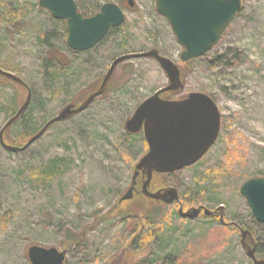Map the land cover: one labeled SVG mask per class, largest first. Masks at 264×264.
Listing matches in <instances>:
<instances>
[{"label":"rangeland","instance_id":"374dc122","mask_svg":"<svg viewBox=\"0 0 264 264\" xmlns=\"http://www.w3.org/2000/svg\"><path fill=\"white\" fill-rule=\"evenodd\" d=\"M38 1L0 0V69L10 66L30 91L25 117L8 129L13 142L34 136L78 93L101 84L119 56L155 50L183 66L182 48L156 13L155 0H75L82 16L87 8L106 3L118 5L125 15L123 25L86 52L64 46V24L39 8ZM241 1L240 13L217 45L183 68V89L172 97L209 96L221 117L218 139L196 164L155 177L153 183L175 189L185 211L224 206L225 221L237 228L203 216L180 219L179 205L171 204L138 231L132 220L123 221L112 211L146 153L141 137L128 134L125 123L168 83L156 61L134 59L116 67L103 96L81 114L51 125L26 150L12 153L0 146V264H30L31 246L65 250L63 264H108L113 257L130 264H253L241 246L243 233L250 246L247 234L252 232L257 259L264 261V224L254 220L239 194L247 180L264 178V0ZM11 13L16 21L11 18L9 24ZM42 34L45 42L39 40ZM47 46L61 50L56 54L62 65L53 68V80L43 63ZM25 97L22 86L0 80V130ZM55 158L69 166L47 182L35 181L34 171ZM139 203L136 196L123 210L130 212ZM151 224L159 231L145 242L134 240L149 237ZM79 234L83 243L69 246L68 239Z\"/></svg>","mask_w":264,"mask_h":264},{"label":"water","instance_id":"95a60500","mask_svg":"<svg viewBox=\"0 0 264 264\" xmlns=\"http://www.w3.org/2000/svg\"><path fill=\"white\" fill-rule=\"evenodd\" d=\"M128 4L133 6L131 1ZM37 5L48 11L54 19L66 22V45L73 52L92 49L110 30L119 28L125 21L123 10L113 3L103 4L91 17H83L78 13L75 0H39ZM241 9V0H155L156 13L168 22L177 44L182 48L179 59L183 64L203 57L215 47ZM141 58L156 61L168 83L138 105L125 123L128 134L142 132L147 152L135 165L132 183L122 199L131 197L135 179L141 173L143 180L140 192L143 197L164 205L178 203V193L173 188L149 191L152 176L173 174L201 160L217 141L220 114L214 101L202 93H190L186 98L174 101L161 98L162 94L181 90L183 85L178 67L155 50L126 54L114 59L94 93L87 96L77 108L74 105L66 106L55 118L45 123L22 148L6 145L3 142V133L26 111L30 102V91L18 77L0 69V77L26 89L23 104L0 130V146L12 153L26 150L51 125L81 114L102 96L118 65ZM239 194L248 204L254 220L264 224V178L247 180L241 185ZM219 210H223V207ZM199 212L200 208H192L186 212L181 207L178 209V214L189 220L195 219ZM204 214L210 215V212L204 210ZM241 246L253 264H264L263 260L255 259L254 247L244 243V233ZM27 258L30 264H63L66 251L31 246L27 249Z\"/></svg>","mask_w":264,"mask_h":264},{"label":"trees","instance_id":"16d2710c","mask_svg":"<svg viewBox=\"0 0 264 264\" xmlns=\"http://www.w3.org/2000/svg\"><path fill=\"white\" fill-rule=\"evenodd\" d=\"M100 7L101 6L98 5L96 7L87 8L86 9V14L83 17L94 16L99 11ZM96 10H97V12H95ZM11 18H15V21H16V17L14 15V13H11L10 22L9 21H6V22L10 24L11 23ZM61 22L64 24L65 32L67 33L66 23L64 21H61ZM113 31H116V29L110 30L109 33L106 36H110ZM39 40L45 42L46 41V36L42 34V36L39 37ZM64 46L66 47V41H65ZM47 48H48L47 55L43 58V63L45 65L47 75L50 76L51 80H53V78L55 76V72H54L53 68H55V67L57 68V65H59V66L62 65L61 59L59 58L58 54H56V51L60 53L61 50L58 51L55 48H52V46H50V47L47 46ZM189 64H190V62L184 63V64H182L183 65L182 68L178 67V69L180 71L181 78H182V75H183V68L185 66L189 65ZM1 68H2V70H5L7 72L15 71L14 69H12L8 65H3V66H1ZM0 80L5 81V82H7V83H9V84H11L13 86L14 85L19 86L18 84H15V83H13V82H11V81L3 78V77H0ZM110 83H111V80H110V82H109L104 94L107 92V89L109 88ZM99 86H100V82H97L96 84H93V85L89 86V88H86L85 90H83L81 93H78L73 98V100L70 103V105H74L77 108L78 106H80V104H82V102L87 98V96H89L90 94L94 93L99 88ZM181 90H178V91L173 92V93H165V94L162 95V98L163 99H167V100H177V99H174L172 97L174 95H177L179 92H181ZM22 91L26 95V89L24 87H22ZM15 113H16V111L13 110V115ZM24 117H25V112L21 114V116L18 118L17 121H19L20 119H23ZM17 121H15V122H17ZM8 129H6L4 131V133H3V142L6 145H8V146L22 148L33 137V136L31 137L30 135L25 134V136L22 135V136L19 137L18 142H13L8 136ZM38 132H35L34 136ZM137 135H139L141 137V140L144 143L145 150H147V146H146V144H145V142L143 140L142 134L138 133ZM68 166H69L68 162H66V160H64V159H60V158L51 159L44 166H41V167L37 168L34 171L32 177H34L35 181H38V182L45 181V182H47V181H49V180H51L53 178H56L60 174H62L63 171ZM158 176H160V174H154L153 175L154 179L152 180V183H150V188H149L150 192H156V191H158L160 189V187H158V188L153 187V183H154L155 177H158ZM142 180H143L142 179V174L139 173L138 176L135 179L134 192L131 195V197L129 199L120 198V200L116 202V204L114 205V208L112 209V211H115L116 215H118L121 218V220H123V221L132 220V222L135 223L138 231H141L142 227H145V226H147V224H150L151 220H153L155 217H157L160 214V210L168 208V206H166V205H164V204H162L160 202H154L153 200H149V199H147V198L142 196V194L139 191V186H140V183H142ZM136 196H138L141 199V203H139V206H137L135 209H131L130 212L127 211V210H123V204L125 202L128 203V202L133 201L136 198ZM149 201L151 202V207L148 204H147L148 207L144 206V204H146ZM182 211H185L183 209V207H182ZM176 214H177V216L180 219H184L178 214V210H177ZM150 227H151L150 228V234L148 235L149 237L146 236V237H143V238L137 240L138 236H135L134 240L145 242L146 240H148V238L150 239L153 236L151 234H155L160 229L159 225L154 226V225L151 224ZM153 227H156V228L153 229ZM252 233H251V235H252ZM81 237H82V234H79L75 238L68 239L69 246L70 245H81L83 243V240L81 239ZM252 238H253V236H252ZM253 239H255V233H254V238ZM68 241H67V243H68ZM130 243H132V242H129V246H126V250L127 251L130 248V245H131ZM255 243H256V241H255ZM66 245L68 246V244H66ZM65 247L66 246L64 245L63 248H65ZM123 250H125V247H124ZM256 255L257 256L259 255L258 250H257V254ZM113 258H111V259H113ZM111 259L109 260L108 264L111 263L110 261H112V264H130V260L129 259L125 260L124 263L122 262L123 260H121V258H115L113 260H111Z\"/></svg>","mask_w":264,"mask_h":264},{"label":"flooded vegetation","instance_id":"af4514ba","mask_svg":"<svg viewBox=\"0 0 264 264\" xmlns=\"http://www.w3.org/2000/svg\"><path fill=\"white\" fill-rule=\"evenodd\" d=\"M220 122H221V117H220ZM162 189H164V188H160L159 190H162ZM176 204L179 205V208L180 207L182 208V206L179 203H176ZM220 207H223V210H219L218 208H220ZM195 208H200V212H199V214L197 215L196 218H198L200 216H203V217L211 218V219H214V220L218 221L224 227L234 226V227L237 228V226L235 224L229 223V222H226L225 221V217H224V206H222V205L218 206L215 210H208L210 212V215H205L204 214V210H207V208H205L203 206H198V207H195ZM190 209H188V210H190ZM220 216H221L222 220H220ZM247 239H249V243H250L249 245L251 246V248L254 247V249H255V258H256V260H258L257 259V255H256L257 254L256 243H255L256 240L252 238L251 233H248L247 234Z\"/></svg>","mask_w":264,"mask_h":264}]
</instances>
